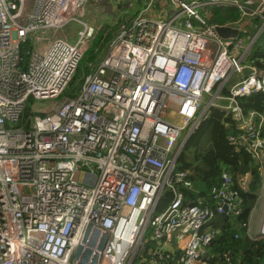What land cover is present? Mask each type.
I'll return each instance as SVG.
<instances>
[{
  "label": "built area",
  "instance_id": "obj_1",
  "mask_svg": "<svg viewBox=\"0 0 264 264\" xmlns=\"http://www.w3.org/2000/svg\"><path fill=\"white\" fill-rule=\"evenodd\" d=\"M92 1L0 0V264H210L214 221L241 212L235 180L224 169L209 196L191 198L178 184L195 191L193 172L177 160L216 108L264 176V115L238 103L264 91V68L247 62L264 0H147L74 97L24 119L31 97L56 100L76 75L106 17ZM154 2L176 12L152 16ZM215 8L240 18L210 23ZM254 236L264 239V211Z\"/></svg>",
  "mask_w": 264,
  "mask_h": 264
},
{
  "label": "trees",
  "instance_id": "obj_2",
  "mask_svg": "<svg viewBox=\"0 0 264 264\" xmlns=\"http://www.w3.org/2000/svg\"><path fill=\"white\" fill-rule=\"evenodd\" d=\"M140 1L142 2V0ZM239 18L240 11L237 9L215 8L210 23L223 25L234 23ZM262 23L263 20L256 17L248 26L249 32H245V34H249L252 38L261 28ZM117 28L116 24L102 27L85 57L89 54L92 57L91 62H96L97 52L103 49L108 42L110 43ZM29 47L30 43L27 42L22 49L24 62H26ZM86 62H84V66L87 64ZM247 62L258 68H264V30L253 45ZM84 66L82 67L81 64L65 91L69 97H74L77 94L84 75L88 74V71L82 72ZM85 68L87 69L86 66ZM228 89L227 85L224 92L228 93ZM238 103L244 112L255 110L264 115V91L240 96ZM33 115V109L30 111L27 106L23 118H31ZM237 124L231 114L220 109H211L210 117L193 131L177 160L178 170L193 172L189 179L195 191L178 184L179 190L191 198L209 196L212 189L220 185L224 169H229L235 180V188L241 199V212L238 215L224 213L214 221L218 234L209 247L210 264H264V239L249 235L250 216L258 201L263 175L260 163L247 152L237 151L229 143V136L239 132ZM244 177L246 178L245 185L242 184ZM172 196L173 193L167 191L160 209L170 201Z\"/></svg>",
  "mask_w": 264,
  "mask_h": 264
},
{
  "label": "rangeland",
  "instance_id": "obj_3",
  "mask_svg": "<svg viewBox=\"0 0 264 264\" xmlns=\"http://www.w3.org/2000/svg\"><path fill=\"white\" fill-rule=\"evenodd\" d=\"M112 1L113 0H110V2L108 0H100V2H99L100 10L102 12H105V13L108 14L102 20V23L104 24L103 27L107 26L108 23H111L112 21L115 22L117 20H118V22L117 23L115 22V23H116L117 26L119 24V20L120 19L117 18L114 15V13H116V11L113 10ZM136 2H139V1L138 0L137 1H133V3H136ZM154 4H155L154 7L150 8V14L152 16L158 15V16H161L162 19H166L167 15H168L167 7L166 8L162 7L160 5V3H158V2H154ZM133 17L134 16L132 15L131 18H129L128 20L129 21L132 20ZM116 31H117V29H116ZM246 32H249V30H247ZM245 35H246L245 41L249 42L250 41L248 39L249 34H245ZM108 43L105 45V47L103 49H101L100 51L97 52V54H96V62H94V63L91 62L92 57H90L89 54L85 57L87 52L85 53V55H84L85 58H83V61H82L81 64H82V67H83L84 66V62L87 61L86 62L87 64L85 63L86 64L85 66L87 67L88 70L84 66V68H82V72H87L88 71V73H91V72H93L95 70V68L100 64L102 58L107 53V49H108V45H109ZM35 45L36 44L33 43L34 47H35ZM68 98H69V94L68 93H65L62 96H60L58 99L51 100V101H49V100H36L33 97H31L29 99V102H28V108H30V111H32V109L35 106L36 107L39 106L40 108L48 107L49 109H51V111H56ZM207 100H208V98L205 97V102ZM258 196L259 197H258L257 204L254 207V209H253V211L251 213V216H250L249 235H251V236H254L255 234H257V231H258V228H259V225H260V221H261L262 216H263V211H264V176H263L262 187H261L260 191L258 192ZM144 263H145V258H144L143 264Z\"/></svg>",
  "mask_w": 264,
  "mask_h": 264
},
{
  "label": "crops",
  "instance_id": "obj_4",
  "mask_svg": "<svg viewBox=\"0 0 264 264\" xmlns=\"http://www.w3.org/2000/svg\"><path fill=\"white\" fill-rule=\"evenodd\" d=\"M108 1L110 2V0H108ZM133 1H137V0H113L112 1V7H113V10L116 11V13H114V15L117 18H119L120 20L126 19V18L129 19V18H131L132 15L135 16L139 10L144 8V5L147 2V0H142V2L140 0H138L139 2H136V3H133ZM99 2H100V0H93L91 3V6H90V10L96 11V12H98L97 10H99L101 13H103L104 16L108 15L107 13L102 12L100 10ZM171 11L172 10L168 11V15ZM116 23H111V24H108L107 26L112 25V24H116ZM118 27H119V24H118ZM117 30H118V28H117Z\"/></svg>",
  "mask_w": 264,
  "mask_h": 264
},
{
  "label": "water",
  "instance_id": "obj_5",
  "mask_svg": "<svg viewBox=\"0 0 264 264\" xmlns=\"http://www.w3.org/2000/svg\"><path fill=\"white\" fill-rule=\"evenodd\" d=\"M176 11H171L169 15L173 14ZM247 24H242L240 28H245ZM240 28L238 27H231V26H217L216 30L219 33V35L223 38H231L236 37L240 33ZM225 210H227V207H225Z\"/></svg>",
  "mask_w": 264,
  "mask_h": 264
},
{
  "label": "bare ground",
  "instance_id": "obj_6",
  "mask_svg": "<svg viewBox=\"0 0 264 264\" xmlns=\"http://www.w3.org/2000/svg\"><path fill=\"white\" fill-rule=\"evenodd\" d=\"M262 172V171H261ZM263 175V174H262Z\"/></svg>",
  "mask_w": 264,
  "mask_h": 264
}]
</instances>
